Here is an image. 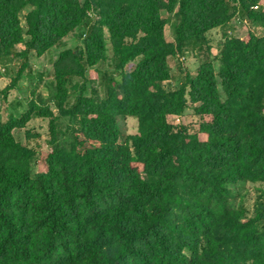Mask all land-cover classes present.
<instances>
[{"label":"trees","instance_id":"trees-1","mask_svg":"<svg viewBox=\"0 0 264 264\" xmlns=\"http://www.w3.org/2000/svg\"><path fill=\"white\" fill-rule=\"evenodd\" d=\"M235 17L264 31V0H0V264H264V190L251 215L236 203L264 185V33L211 52ZM55 49L49 97L9 104ZM188 110L195 133L170 122ZM121 117L139 123L124 142Z\"/></svg>","mask_w":264,"mask_h":264},{"label":"rangeland","instance_id":"rangeland-1","mask_svg":"<svg viewBox=\"0 0 264 264\" xmlns=\"http://www.w3.org/2000/svg\"><path fill=\"white\" fill-rule=\"evenodd\" d=\"M26 11L21 14V18L23 19V15ZM162 16L169 19V25L167 27V37L172 38V24L174 23L175 18L168 16V14L164 11L162 12ZM253 30L258 34H263V29L256 23L251 22L247 19L241 17H235L228 25L222 28H218L211 33V45H212V59L214 60L215 65H217V53L219 51V46L224 39V35L233 36V37H244L248 30ZM80 43L76 38L69 37L65 40V44L68 46H75V44ZM59 54V50L55 49L49 53H47L42 58L32 57L33 67L30 75L24 77L18 84L17 88L13 90L9 95V104L15 103L17 101H22L26 103L29 97H31L33 92H36L43 97L45 101L49 97V90L47 86H45L48 82H50L49 73H50V64L57 58ZM199 53L192 54L191 52H187L185 54V59L182 61L185 63V67L188 68L192 73L195 72L197 68V64L200 60ZM171 65L175 69L177 60H171ZM44 72V79L40 82L38 75ZM14 73L13 63H9L7 65L0 66V117H6V110L8 104L3 102L2 90L9 85L11 74ZM95 86L100 92L101 88L99 86V77L96 76ZM179 84L178 80H173L167 82V86L176 87ZM40 101V100H39ZM170 122L174 125H184L190 129V132L195 133L199 129L200 120L193 115L192 110H188L182 117H180L179 122H177L176 117H171ZM119 124L121 128V142H124L125 138L128 135L136 134L138 131V120L135 117L128 118H119ZM31 129L35 131V133H39L41 136L34 141V144H41L44 148H46L47 139H49V128L48 122L37 119L32 122ZM16 136L20 140H24V131L16 132ZM264 190V185L262 184H243L239 186V193H241L236 198V203H242L244 207L247 209L248 213L251 215L254 211L256 202L258 198L261 196Z\"/></svg>","mask_w":264,"mask_h":264},{"label":"built area","instance_id":"built-area-1","mask_svg":"<svg viewBox=\"0 0 264 264\" xmlns=\"http://www.w3.org/2000/svg\"><path fill=\"white\" fill-rule=\"evenodd\" d=\"M183 59H184V58H183ZM176 120H177V122H179V120H180V117L176 116Z\"/></svg>","mask_w":264,"mask_h":264}]
</instances>
